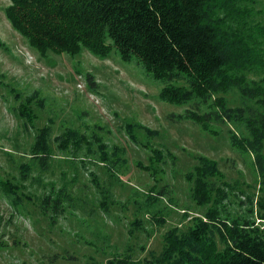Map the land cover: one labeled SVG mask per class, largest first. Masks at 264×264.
<instances>
[{"label": "rangeland", "instance_id": "obj_1", "mask_svg": "<svg viewBox=\"0 0 264 264\" xmlns=\"http://www.w3.org/2000/svg\"><path fill=\"white\" fill-rule=\"evenodd\" d=\"M218 1L214 17L263 59L264 0ZM8 3L0 0V264H177V243L213 202L193 193L210 159L216 171L203 177L216 207L264 228V140L253 149L242 135L254 98L229 85L203 104L164 101L163 83L114 48L101 57L30 46ZM263 70L244 71L245 82ZM211 106L227 107L221 119L176 115Z\"/></svg>", "mask_w": 264, "mask_h": 264}, {"label": "trees", "instance_id": "obj_2", "mask_svg": "<svg viewBox=\"0 0 264 264\" xmlns=\"http://www.w3.org/2000/svg\"><path fill=\"white\" fill-rule=\"evenodd\" d=\"M220 5L218 0H9L5 14L39 51L75 54L86 48L103 57L114 48L123 60L136 59L149 76L163 83L158 96L164 101L180 104L191 99L203 104L215 91L237 86L259 105L244 119L242 134L256 149L255 144L264 140V70L253 84L245 82L243 73L264 69V58L222 27L213 15ZM219 108L201 112L186 108L176 115L206 124L222 118ZM225 114L230 118L236 112L229 108ZM230 139L236 147L242 146L235 133ZM256 163L262 165L259 158ZM212 171H216L212 159L204 168H196L194 196L200 202H213L177 243V264H264V228L216 207L219 199H212L210 183L203 177ZM260 217L264 218V211Z\"/></svg>", "mask_w": 264, "mask_h": 264}]
</instances>
